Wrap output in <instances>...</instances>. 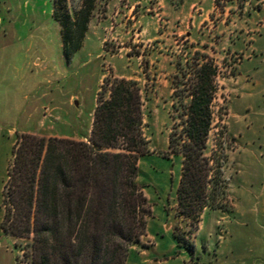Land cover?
<instances>
[{
	"label": "rangeland",
	"instance_id": "rangeland-1",
	"mask_svg": "<svg viewBox=\"0 0 264 264\" xmlns=\"http://www.w3.org/2000/svg\"><path fill=\"white\" fill-rule=\"evenodd\" d=\"M182 1L116 4L99 0L82 49L67 59L53 15V0H0V264H28L24 256L26 241H18L2 229L3 192L18 138L89 136L84 141L89 142L98 94L107 77L138 81L144 93V133L149 153L140 158L138 183L151 215L141 244L133 248L130 264H181L177 251L188 255L187 264H216L218 238L231 223L228 220L218 226V220L223 213L234 220L230 183L240 184L245 169L259 167L264 161L259 134L251 138L254 132H262L264 98L239 97L252 93L253 83H248L244 71L240 72L243 81L238 86L236 83L239 65L254 34L244 19L246 1L221 0L220 7L216 5L211 16L188 34L187 21L183 23L185 13L178 11ZM78 2L70 4L71 11ZM130 4L135 5L133 12L124 9L123 14L121 8ZM156 27L160 39L147 42L148 33ZM197 50L209 54L221 68L207 154L211 157L214 151L225 152L223 174L230 210H206L195 228L178 212L182 157L171 153L169 135L174 123L172 79L177 73L176 63L179 59L186 61ZM257 80L262 90L264 76ZM235 132L245 135L237 142L250 153L236 158L241 176L234 174L235 141L228 136ZM175 234L185 236L194 253L180 247ZM207 246L212 247V254L205 252Z\"/></svg>",
	"mask_w": 264,
	"mask_h": 264
},
{
	"label": "trees",
	"instance_id": "trees-1",
	"mask_svg": "<svg viewBox=\"0 0 264 264\" xmlns=\"http://www.w3.org/2000/svg\"><path fill=\"white\" fill-rule=\"evenodd\" d=\"M76 1L53 0L67 59L82 49L99 0H78L71 11ZM220 1L215 0L217 7ZM176 68L169 149L182 157L178 212L196 228L206 210H230L225 152L207 154L221 68L199 50L186 61L179 59ZM145 124L140 83L107 77L89 142L18 138L3 192L2 229L26 241L28 264H130L151 215L138 183L140 158L149 153ZM175 238L194 253L185 236Z\"/></svg>",
	"mask_w": 264,
	"mask_h": 264
},
{
	"label": "crops",
	"instance_id": "crops-1",
	"mask_svg": "<svg viewBox=\"0 0 264 264\" xmlns=\"http://www.w3.org/2000/svg\"><path fill=\"white\" fill-rule=\"evenodd\" d=\"M123 1L129 3L134 0H112V2L116 4ZM212 1V4L209 0L182 1L178 11H181L182 14L185 13L183 23L187 21L188 24L186 34H188L189 30L199 28L200 26L198 25L203 23L207 19V16H211V12H213L214 7H216L215 1ZM245 1L246 3L243 6L245 14L244 19L249 22L248 25L253 29L252 31H254V34L251 45L245 50L242 63L239 65L236 83L238 86L243 81V74L240 72L244 71L248 83H253L252 93H245V96L244 93H242L239 97L244 98L247 96L250 99H254L255 97L264 98V88L260 90L262 85L260 81L257 80L258 76H264V0ZM133 4L122 7L121 11H123V14L125 13L124 9H128L129 14H131L135 9V5ZM196 7H198V10L202 9V12L198 10L195 12L198 13L197 16L194 15ZM119 27L121 26L119 25ZM143 32L141 33L142 35L144 34ZM148 35L149 38H147V42L159 40L160 33L158 27L153 28ZM142 42L145 41L142 40ZM255 88H258V91L254 90ZM252 126H255L254 123ZM255 134H259L258 137L259 140H261L260 147L263 150L262 156L264 158V124L262 132H254V135L251 137L252 139L255 137ZM228 136L231 141H235V148L234 150L231 149L234 153L235 160L236 158L239 160V157L244 153H246L247 156L250 155V153H248L249 150L242 148L237 142L238 138L245 136L244 134L235 132ZM88 137L64 136V138L75 141H85ZM236 164L237 160L234 162V174L239 173L238 176H241V171L239 170L237 172L238 167ZM243 173L245 175L241 178L240 184H232L233 181L230 183L234 200V220L231 215L225 213L221 214V219L218 220V226H220L221 222L228 220H231V223L228 226L229 228H227L225 232H222L224 235L218 238L216 246V264H264V161L261 166L250 167L247 170L245 169ZM243 186V191L239 193L238 189ZM173 249L177 248L174 247ZM205 252L207 254H212V247L207 246ZM177 257L180 258L181 264H187L190 261L188 255L184 251H177Z\"/></svg>",
	"mask_w": 264,
	"mask_h": 264
}]
</instances>
